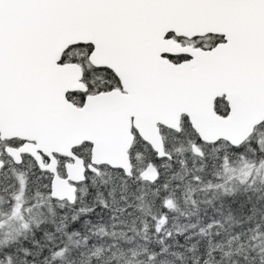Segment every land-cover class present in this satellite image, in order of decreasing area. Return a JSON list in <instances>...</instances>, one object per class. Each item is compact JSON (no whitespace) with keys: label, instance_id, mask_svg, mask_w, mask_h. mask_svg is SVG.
Instances as JSON below:
<instances>
[{"label":"snow or ice","instance_id":"snow-or-ice-1","mask_svg":"<svg viewBox=\"0 0 264 264\" xmlns=\"http://www.w3.org/2000/svg\"><path fill=\"white\" fill-rule=\"evenodd\" d=\"M258 185L264 0H0V264H264Z\"/></svg>","mask_w":264,"mask_h":264},{"label":"trees","instance_id":"trees-1","mask_svg":"<svg viewBox=\"0 0 264 264\" xmlns=\"http://www.w3.org/2000/svg\"><path fill=\"white\" fill-rule=\"evenodd\" d=\"M104 179H109V177L105 176ZM112 183H117L116 181V178L115 177H112L111 178V183L109 184V187L112 186ZM257 187H260L261 190L260 191H249V192H243V190H241L239 193H237V196H236V199L239 201V200H244L246 199L248 196H251L252 199H253V202L254 203H259L261 206H264V201H257V198L258 197H264V185H258ZM200 195V198L201 199H204V198H211V194H204V193H201L199 194ZM137 203H139V201H137ZM218 203V201H217ZM204 205H201V211L199 213L200 216H203V210H204ZM248 207H250V205H248ZM233 208L234 209H237L235 212H234V217L238 218L240 216V212L238 210V206L237 205H233ZM180 210L181 211H192L190 205L189 206H185L183 201L181 200L180 202ZM247 211V208L245 209V212ZM211 212V209H209V213ZM177 215H179V213H177ZM196 219V217H193L192 218V221L194 222ZM189 221L185 218H180V220L178 221L179 224H186L188 223ZM234 222V221H232ZM232 222H229V223H232ZM109 231H111V229H109ZM129 235H131V233H129ZM183 239L181 238V243H183ZM176 251H181L183 252V249H176ZM175 264H181V262L179 260H176L175 261Z\"/></svg>","mask_w":264,"mask_h":264}]
</instances>
